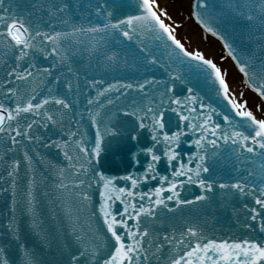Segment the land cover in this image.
Wrapping results in <instances>:
<instances>
[{
  "label": "snow or ice",
  "instance_id": "1",
  "mask_svg": "<svg viewBox=\"0 0 264 264\" xmlns=\"http://www.w3.org/2000/svg\"><path fill=\"white\" fill-rule=\"evenodd\" d=\"M189 19L0 0V264H264V0Z\"/></svg>",
  "mask_w": 264,
  "mask_h": 264
},
{
  "label": "bare ground",
  "instance_id": "2",
  "mask_svg": "<svg viewBox=\"0 0 264 264\" xmlns=\"http://www.w3.org/2000/svg\"><path fill=\"white\" fill-rule=\"evenodd\" d=\"M162 6L168 8L169 13L173 16L174 19L182 21L183 27L179 29V34L185 39H191L193 45H199L210 53L217 54V57L220 53L218 51L219 44L208 37L207 40L201 39V31L194 25V23L189 19V10L191 0H177V2L172 3L170 0H161ZM181 8L184 9V13L181 12ZM225 66L230 69L229 71V80L232 81L235 75L234 70L232 69L229 61L224 62Z\"/></svg>",
  "mask_w": 264,
  "mask_h": 264
},
{
  "label": "rangeland",
  "instance_id": "3",
  "mask_svg": "<svg viewBox=\"0 0 264 264\" xmlns=\"http://www.w3.org/2000/svg\"><path fill=\"white\" fill-rule=\"evenodd\" d=\"M172 3L177 2V0H170ZM181 12L184 13V9L181 8Z\"/></svg>",
  "mask_w": 264,
  "mask_h": 264
}]
</instances>
